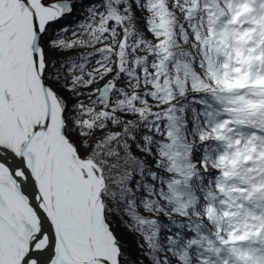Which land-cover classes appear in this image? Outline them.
<instances>
[{
    "label": "snow or ice",
    "instance_id": "6c2138e0",
    "mask_svg": "<svg viewBox=\"0 0 264 264\" xmlns=\"http://www.w3.org/2000/svg\"><path fill=\"white\" fill-rule=\"evenodd\" d=\"M0 264H264V0H0Z\"/></svg>",
    "mask_w": 264,
    "mask_h": 264
},
{
    "label": "trees",
    "instance_id": "16d2710c",
    "mask_svg": "<svg viewBox=\"0 0 264 264\" xmlns=\"http://www.w3.org/2000/svg\"><path fill=\"white\" fill-rule=\"evenodd\" d=\"M79 11V10H78ZM163 219V218H162ZM128 242L132 248H135V239L129 234L127 237Z\"/></svg>",
    "mask_w": 264,
    "mask_h": 264
}]
</instances>
